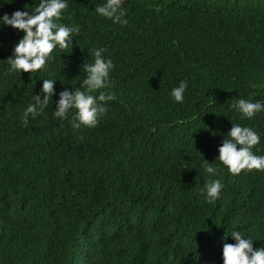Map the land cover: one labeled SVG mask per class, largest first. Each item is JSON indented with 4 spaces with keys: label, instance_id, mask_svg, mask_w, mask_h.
I'll return each mask as SVG.
<instances>
[{
    "label": "trees",
    "instance_id": "obj_1",
    "mask_svg": "<svg viewBox=\"0 0 264 264\" xmlns=\"http://www.w3.org/2000/svg\"><path fill=\"white\" fill-rule=\"evenodd\" d=\"M39 2L0 0V18ZM66 2L59 22L78 32L32 73L9 71L24 33L0 23V264H223L234 230L264 248V170L234 175L217 159L232 124L252 128L264 156V110L231 107L264 105V0H123L126 25L95 12L106 0ZM93 49L114 64L101 91L115 99L73 129L74 110L52 113ZM45 79L52 101L25 125ZM209 180L223 185L213 202Z\"/></svg>",
    "mask_w": 264,
    "mask_h": 264
},
{
    "label": "clouds",
    "instance_id": "obj_2",
    "mask_svg": "<svg viewBox=\"0 0 264 264\" xmlns=\"http://www.w3.org/2000/svg\"><path fill=\"white\" fill-rule=\"evenodd\" d=\"M122 2L123 0H106L103 5L95 8V12L101 17L112 20L114 24L126 25L128 21L123 19L126 13L121 8ZM67 8L66 0H40L32 14L18 10L11 15V18L7 14L0 18V23L24 33L23 38L14 48L13 56L7 60L9 71L19 73L38 71L45 66L57 46L60 49L69 47L70 38L73 33L78 32V28L59 22L63 19L62 13ZM104 51L105 49L91 50L93 62L83 64L85 78L79 88L71 92L62 91L59 94V100L52 114L55 118L65 119L69 111L74 110L73 119L76 122L72 124L73 129H79L81 126L95 127L98 117L106 114L107 102L115 99L111 92L101 91L110 87V73L114 68L113 62L104 58ZM187 86L185 81H181L172 89L170 94L175 102H183ZM53 95L54 80H43L42 92L32 96L33 102L27 106L22 122L27 125L30 115L34 117L42 114L49 107ZM231 107L247 119L264 110V105L261 103L245 99H234ZM259 142L260 137L252 128L232 124L227 138L218 148L217 159L234 175L244 170H264V156H258L252 151ZM203 167L208 174L215 175L218 171L205 160ZM222 187L220 180H209L201 191L206 193L208 202H213L219 198ZM230 235L235 243L223 244V264H264V248L253 250V240L244 238L239 231L234 230Z\"/></svg>",
    "mask_w": 264,
    "mask_h": 264
}]
</instances>
